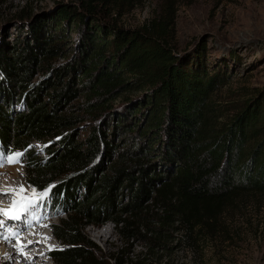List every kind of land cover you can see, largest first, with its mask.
Wrapping results in <instances>:
<instances>
[{
	"label": "trees",
	"instance_id": "16d2710c",
	"mask_svg": "<svg viewBox=\"0 0 264 264\" xmlns=\"http://www.w3.org/2000/svg\"><path fill=\"white\" fill-rule=\"evenodd\" d=\"M142 1L64 5L53 31L40 22L28 39L0 46V141L24 154L29 188L47 192L41 202L65 218L50 226L58 264H169L159 254L175 235L226 232L223 221L264 206V90L221 114L212 99L220 72L172 48L171 4L139 29L111 18ZM67 29L79 34L69 56L61 41ZM35 72H49V81L32 83ZM79 96L75 110L61 113ZM84 122L88 136L78 142L73 129ZM111 153L116 161L104 172L100 163ZM106 224L145 252L86 249L96 247L83 229Z\"/></svg>",
	"mask_w": 264,
	"mask_h": 264
},
{
	"label": "rangeland",
	"instance_id": "374dc122",
	"mask_svg": "<svg viewBox=\"0 0 264 264\" xmlns=\"http://www.w3.org/2000/svg\"><path fill=\"white\" fill-rule=\"evenodd\" d=\"M81 1L0 0V46L5 42L13 45L24 41L40 22L43 28H53V18L60 7L71 5L79 8ZM166 1L175 10L171 43L175 54L184 61H191V64L197 61L204 63L209 71L207 73L220 72L219 83L212 99L221 114H233L242 103L251 101L264 90V0H143L135 8L124 11L121 16H116L114 11L111 18L118 17L120 25L125 29H139L151 24L153 19L162 14ZM64 33L67 38L61 41L69 56V50L79 34L71 29ZM64 62L66 61L63 59L55 61L57 65ZM48 77L49 72H35L32 83L47 82ZM82 101L80 96L73 99L61 113L69 114ZM122 102L121 98L113 104L117 107ZM0 106H3L2 100ZM88 127L89 123L84 122L77 124L73 129L76 131L78 142L86 139ZM116 139L114 144L121 146ZM34 147L37 150L43 145L35 144ZM38 154L40 158L45 157L42 149H38ZM23 156L22 153L21 162L11 167L14 169L13 178L9 177L10 173L0 177V181L4 182L3 188L7 187L4 193L10 192L11 201L19 199L12 190L19 192L22 187L25 194L31 191L25 180ZM115 161L116 156L111 153L108 158L102 159L100 170L107 172ZM97 162H100L99 156L94 160V163ZM8 204L3 203L4 206ZM256 206L249 205L240 215L223 221L226 232L212 236L191 235L189 241L175 235L168 245L170 250L167 254L159 255L169 264H264V206L255 208ZM61 219H65L64 216L52 217L48 220V225L44 223L42 228H39L53 245L50 256L46 258L49 264H58L52 259L51 253L60 247L52 235L50 226L58 224ZM39 230H35L34 234ZM27 232L24 230L17 239L20 245L18 252L24 258L30 254L22 250L25 243L23 238ZM83 234L95 245L96 248L85 245V248L93 253L116 254L123 248L126 249L125 254L145 252V247L138 242L126 245L112 224L85 227ZM37 239L34 238V241L39 245L41 242ZM35 244L32 242L30 247Z\"/></svg>",
	"mask_w": 264,
	"mask_h": 264
},
{
	"label": "bare ground",
	"instance_id": "6f19581e",
	"mask_svg": "<svg viewBox=\"0 0 264 264\" xmlns=\"http://www.w3.org/2000/svg\"><path fill=\"white\" fill-rule=\"evenodd\" d=\"M13 170L14 169L8 168L6 171V173L11 174V175L9 174L10 178L14 177L12 175L14 173ZM7 179L9 180L8 177H7ZM5 180H6V178H5ZM3 183L4 182L0 181V190H2V191H0V203L2 205L4 202L5 203L6 202L11 203L13 201V199L11 201V195H10L9 191H7V194H4V192H6L4 190L7 187L5 186L3 188V186H2ZM40 228H42V227H40ZM27 233L28 234H26V236L23 238L25 243H23L24 245L23 246L21 245V246H22L23 251H28V252H30V254H28L24 258L23 255L20 252H18V250H20V249L13 246V244H11V246H10L11 248L9 249V251H8V248H6V246L0 245V264H49V262L46 261V258H48L50 256V249L53 247V245L49 242V239H47L42 234V230H39L35 234L31 233V232L30 233L27 232ZM24 234H25V232H24ZM36 237L38 238L37 240H40V242H41L39 245L35 244V243H37L36 241H34V238H36ZM32 242H34V244H35L34 247H30V246H32Z\"/></svg>",
	"mask_w": 264,
	"mask_h": 264
},
{
	"label": "snow or ice",
	"instance_id": "6c2138e0",
	"mask_svg": "<svg viewBox=\"0 0 264 264\" xmlns=\"http://www.w3.org/2000/svg\"><path fill=\"white\" fill-rule=\"evenodd\" d=\"M21 155L22 153H15L13 155L0 154V167H2L5 163L8 164L19 163L20 162L19 158ZM12 191L14 195L19 196V200L13 201L11 211L2 212L0 213V215L15 220L20 219L21 213L26 212L28 208L34 206L35 198L42 199L44 196L47 195V192L36 193L35 190H31L28 194H25L24 189L22 187L20 188L19 192H16V190H12ZM2 226H3V221H0V227Z\"/></svg>",
	"mask_w": 264,
	"mask_h": 264
}]
</instances>
